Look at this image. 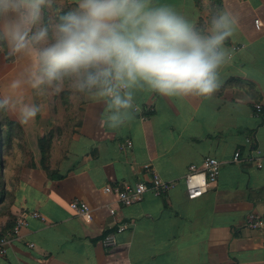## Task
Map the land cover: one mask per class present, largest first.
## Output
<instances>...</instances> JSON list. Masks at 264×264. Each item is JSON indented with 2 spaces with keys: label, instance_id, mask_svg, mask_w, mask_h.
Returning a JSON list of instances; mask_svg holds the SVG:
<instances>
[{
  "label": "crops",
  "instance_id": "crops-1",
  "mask_svg": "<svg viewBox=\"0 0 264 264\" xmlns=\"http://www.w3.org/2000/svg\"><path fill=\"white\" fill-rule=\"evenodd\" d=\"M156 3L172 6L201 28L214 10L232 12L236 30L226 42L232 60L220 71L222 88L211 99L138 92L139 110L119 128L104 122L102 104L82 97L73 130L50 136L46 165L60 176L53 179L41 166L38 145L57 127L46 94H25V102L42 106L26 125L0 112V236L27 215L0 264H264V231L243 227L249 212L264 215V0ZM54 4L75 7L74 0ZM24 67L0 48V94ZM8 122L20 126L12 134L25 147L19 154L7 142ZM249 137L258 153L245 143ZM237 149L243 160L234 163ZM209 156L222 162L218 178L190 200L184 176L189 165ZM151 171L176 183L166 196L146 192L140 202L120 206L103 192L106 185L144 181ZM73 201L89 206L91 221L70 209ZM108 206L119 211L117 219ZM35 211L45 220L30 216ZM121 223L129 226L116 235L115 246L106 247L105 236Z\"/></svg>",
  "mask_w": 264,
  "mask_h": 264
},
{
  "label": "clouds",
  "instance_id": "clouds-1",
  "mask_svg": "<svg viewBox=\"0 0 264 264\" xmlns=\"http://www.w3.org/2000/svg\"><path fill=\"white\" fill-rule=\"evenodd\" d=\"M54 3L0 0V48L25 63L0 94V112L22 125L42 108L25 102L28 92L67 89L102 104L104 122L119 128L139 110L138 92L211 99L223 86L220 71L232 60L226 42L236 30L227 8L211 12L200 28L156 0H74L67 11Z\"/></svg>",
  "mask_w": 264,
  "mask_h": 264
},
{
  "label": "built area",
  "instance_id": "built-area-1",
  "mask_svg": "<svg viewBox=\"0 0 264 264\" xmlns=\"http://www.w3.org/2000/svg\"><path fill=\"white\" fill-rule=\"evenodd\" d=\"M260 105H256V109L259 111ZM245 143L252 149L254 153H258L256 147L253 145L252 139L246 138ZM128 147L131 146L130 141H126ZM243 160L240 150H236L231 158V162L238 163ZM252 161L253 158L246 159ZM257 167H261L259 161H253ZM222 162L215 157H206L200 165H189L187 173L184 176V185L186 196L188 199H197L207 193L210 186L213 185L219 175ZM175 182L164 181L159 175L151 171L149 177L146 180L137 181L135 183L123 182L115 185H106L103 187L105 194L113 196L114 202L120 206H130L138 203L142 200L146 192H151L156 197H164L175 186ZM70 209L78 216L82 217L85 221H91L92 211L89 206L84 202L73 201L69 203ZM109 214L117 219L119 211L115 208L108 206ZM27 215H21L16 221V224L8 229L0 236V255L5 253V247L15 238L19 232L21 225L25 224V218ZM34 218H39L41 221L45 220V217L39 212L35 211L30 214ZM129 224L121 223L116 228L110 231L104 238V245L106 247H112L116 245V235L122 233ZM243 227L250 230L264 231V215L249 212L243 221Z\"/></svg>",
  "mask_w": 264,
  "mask_h": 264
},
{
  "label": "rangeland",
  "instance_id": "rangeland-1",
  "mask_svg": "<svg viewBox=\"0 0 264 264\" xmlns=\"http://www.w3.org/2000/svg\"><path fill=\"white\" fill-rule=\"evenodd\" d=\"M46 99L49 100L51 121L57 125L55 130H51V135H54V133L69 134L76 126L82 97L76 98L69 90L65 89L58 94L49 90L46 94ZM22 145V139L18 138V136L13 138L10 144L11 151L13 150L19 154L21 149H25Z\"/></svg>",
  "mask_w": 264,
  "mask_h": 264
},
{
  "label": "trees",
  "instance_id": "trees-1",
  "mask_svg": "<svg viewBox=\"0 0 264 264\" xmlns=\"http://www.w3.org/2000/svg\"><path fill=\"white\" fill-rule=\"evenodd\" d=\"M56 8L57 7L54 6V9H56ZM68 9H70V8H64L62 10L67 11ZM45 21H47V19H45ZM198 27L201 28L202 27L201 24ZM1 114H4V112H2ZM7 125H8V128H9L8 136H7V142L9 144H11V141L13 140L12 134L15 133L16 130H17V133L18 132L20 133L21 129H20V126L18 124L13 123V122H8ZM50 136H52L51 133L49 134V136H46L44 138H40L38 140V145H39V149H40V152H41V160H40L41 166H42L43 170L47 173L48 177L50 179H53V178H59L60 176H58V177L57 176H53L52 173L48 170V167L46 165L48 144L50 142ZM15 137H17V136H15Z\"/></svg>",
  "mask_w": 264,
  "mask_h": 264
}]
</instances>
